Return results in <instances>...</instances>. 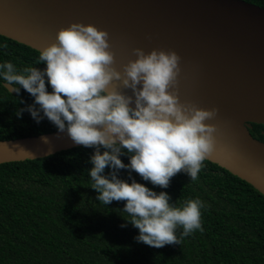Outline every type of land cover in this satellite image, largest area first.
Returning <instances> with one entry per match:
<instances>
[{
  "label": "trees",
  "instance_id": "1",
  "mask_svg": "<svg viewBox=\"0 0 264 264\" xmlns=\"http://www.w3.org/2000/svg\"><path fill=\"white\" fill-rule=\"evenodd\" d=\"M130 119L145 116L0 35V140ZM249 130L264 142L263 124ZM0 264H264V195L161 145H85L0 164Z\"/></svg>",
  "mask_w": 264,
  "mask_h": 264
},
{
  "label": "water",
  "instance_id": "2",
  "mask_svg": "<svg viewBox=\"0 0 264 264\" xmlns=\"http://www.w3.org/2000/svg\"><path fill=\"white\" fill-rule=\"evenodd\" d=\"M0 35L145 116L0 140V164L85 145H161L213 162L264 195V142L249 130L264 125L263 7L245 0H0Z\"/></svg>",
  "mask_w": 264,
  "mask_h": 264
}]
</instances>
